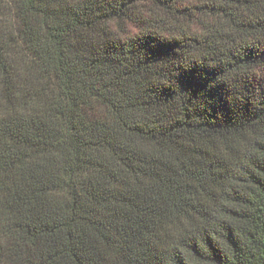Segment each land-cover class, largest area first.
<instances>
[{"label":"trees","instance_id":"1","mask_svg":"<svg viewBox=\"0 0 264 264\" xmlns=\"http://www.w3.org/2000/svg\"><path fill=\"white\" fill-rule=\"evenodd\" d=\"M0 264H264V0H0Z\"/></svg>","mask_w":264,"mask_h":264}]
</instances>
